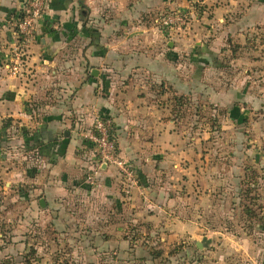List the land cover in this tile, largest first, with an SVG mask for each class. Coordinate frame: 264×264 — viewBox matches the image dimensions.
<instances>
[{
	"label": "rangeland",
	"instance_id": "obj_1",
	"mask_svg": "<svg viewBox=\"0 0 264 264\" xmlns=\"http://www.w3.org/2000/svg\"><path fill=\"white\" fill-rule=\"evenodd\" d=\"M202 1L187 2L201 13L208 7ZM189 9H170L163 15L160 10L162 16L158 23L154 21L168 33L171 29L206 32L215 25L213 30L218 34L212 36L211 32L207 37L195 38L188 35L189 49L179 57V61H185L186 77L180 76L181 68L177 78L191 81L189 96L175 97L174 103H170L169 118L174 121L178 135L174 156L181 159L179 166L155 165L153 157L158 156L157 151L151 154L153 161L147 159L146 164L135 165L130 159L121 158L117 148L118 158L132 174L128 177L110 166L117 170L120 181L114 191L124 195L125 201L117 195L109 199L105 181L90 171L66 186L70 197L51 204L52 199L47 197L45 201L46 196L35 184L38 170L22 159L23 143L17 152L10 144L11 135L3 131L0 133V262L264 264V162L258 143H253L256 135L252 127L261 109L257 106L250 115L241 110L248 94L259 102L264 99V47L258 31L253 33L257 35L254 46H250L253 34L250 36L252 32L243 30L242 37L233 38L235 44L237 41L242 44L237 59L232 58V46H222L223 39L218 38L217 45L210 49V41L225 30H220L221 23L214 14L202 13L200 20H194ZM166 14L181 18L172 28H165L161 20ZM232 24L229 19L222 23L224 28ZM4 120L0 121V130ZM112 135L117 141L114 124ZM185 149H190L186 154V157L190 154L188 160H184ZM130 153V158H134L135 154ZM185 169H189L188 175ZM168 170H174L175 176L168 175ZM171 191L177 193L175 197L166 195L172 194ZM187 193L191 198L185 197ZM170 202L174 205L172 210L181 212V219L188 216L196 224L194 235L175 230L176 239L171 238L173 216L166 213ZM108 204L111 207L127 204L129 211L130 205H137L145 210L143 214H154L155 218L140 229L137 226L145 215L102 211L109 208ZM246 208L253 213L247 214ZM107 238L118 242L106 245Z\"/></svg>",
	"mask_w": 264,
	"mask_h": 264
},
{
	"label": "crops",
	"instance_id": "obj_2",
	"mask_svg": "<svg viewBox=\"0 0 264 264\" xmlns=\"http://www.w3.org/2000/svg\"><path fill=\"white\" fill-rule=\"evenodd\" d=\"M25 1L0 0V121L5 119L0 133L7 131L11 135L10 144L17 152L23 143L22 159L38 170L35 184L46 196L45 201L49 197L53 204L70 197L66 186L90 171L105 181L109 199L117 195L125 201L124 195L114 191L119 181L117 170L110 166L96 169L92 145L86 137L97 115L112 119L121 158L142 165L147 159L152 160V152L157 151L158 156L153 157L155 165L179 166L181 159L174 156L178 135L174 121L169 118L170 103H174L175 97L185 98L191 92L188 88L191 81L177 78L181 68L180 76L186 77L185 61H179V57L189 49L186 38L207 37L211 32L217 36L215 25L206 32L171 29L168 33L154 23L170 9H189L188 0H49L32 38L22 49L21 71L13 75L6 69V62L14 60L19 46L14 23L23 14ZM202 2L208 7L201 13L190 8L191 18L200 20L202 13L210 12L221 23L220 30H225L210 41V49L217 45L218 38L223 39L222 46H232V58L237 59L242 44L238 41L235 44L233 38L242 37L243 30L252 32L250 36L258 31L264 47V0ZM227 19L233 24L224 28L222 23ZM190 22L191 19L189 25ZM257 35H252L250 46H254ZM247 97L241 103L242 111L250 115L257 106L261 109L252 127L256 135L253 143H258L264 162V99L259 102L253 95ZM131 151L134 158H130ZM187 153L190 149L184 150V160L190 156L186 157ZM171 174L174 170H168V175ZM171 192L166 195L175 197L177 193ZM133 193H137L136 189ZM188 193L185 197L191 198ZM108 206L102 211L145 215V210L137 205H130L134 209L130 211L127 204ZM172 206L170 202L166 207V213L173 216L171 238L176 239L175 230L194 235L196 224L188 216L181 219V212L172 210ZM159 211L165 213L163 209ZM154 218V214L145 215L137 228L142 229L144 223H152ZM107 240L105 244L109 246L118 242Z\"/></svg>",
	"mask_w": 264,
	"mask_h": 264
},
{
	"label": "built area",
	"instance_id": "obj_3",
	"mask_svg": "<svg viewBox=\"0 0 264 264\" xmlns=\"http://www.w3.org/2000/svg\"><path fill=\"white\" fill-rule=\"evenodd\" d=\"M49 0H26L23 14H20L14 23V32L17 35L18 48L14 60H11L6 69L13 75L21 71L24 52L22 49L32 38L37 22L44 16ZM181 16H184L181 14ZM185 17V16H184ZM180 15L166 14L161 23L165 28H172ZM19 38V39H18ZM113 124L110 118L95 116L92 129L86 137L92 145V154L98 169L102 166H115L124 175L130 177L131 171L117 156V144L112 135Z\"/></svg>",
	"mask_w": 264,
	"mask_h": 264
},
{
	"label": "trees",
	"instance_id": "obj_4",
	"mask_svg": "<svg viewBox=\"0 0 264 264\" xmlns=\"http://www.w3.org/2000/svg\"><path fill=\"white\" fill-rule=\"evenodd\" d=\"M177 99H180V98H177ZM175 100H176V98H175ZM247 214H252L253 213V210L252 209H247L246 208V211H245ZM254 215V214H253ZM8 262H6V261H2V262H0V264H7Z\"/></svg>",
	"mask_w": 264,
	"mask_h": 264
},
{
	"label": "water",
	"instance_id": "obj_5",
	"mask_svg": "<svg viewBox=\"0 0 264 264\" xmlns=\"http://www.w3.org/2000/svg\"><path fill=\"white\" fill-rule=\"evenodd\" d=\"M94 73H95V71H94V72H92V74H94ZM42 203H43V202H40L41 206H43V205H42Z\"/></svg>",
	"mask_w": 264,
	"mask_h": 264
}]
</instances>
